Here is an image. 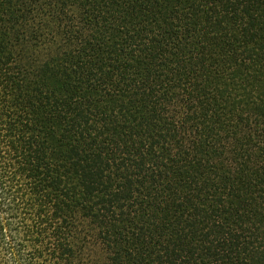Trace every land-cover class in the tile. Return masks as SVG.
Here are the masks:
<instances>
[{
    "label": "trees",
    "instance_id": "1",
    "mask_svg": "<svg viewBox=\"0 0 264 264\" xmlns=\"http://www.w3.org/2000/svg\"><path fill=\"white\" fill-rule=\"evenodd\" d=\"M0 264H264V0H0Z\"/></svg>",
    "mask_w": 264,
    "mask_h": 264
}]
</instances>
